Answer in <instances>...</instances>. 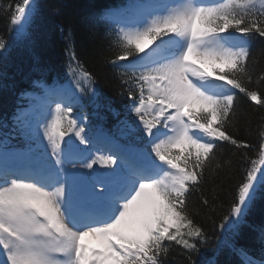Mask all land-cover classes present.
<instances>
[{
	"label": "snow or ice",
	"instance_id": "6c2138e0",
	"mask_svg": "<svg viewBox=\"0 0 264 264\" xmlns=\"http://www.w3.org/2000/svg\"><path fill=\"white\" fill-rule=\"evenodd\" d=\"M0 12L15 42L31 48L37 0L0 5ZM98 22L114 52L105 63L127 88L128 115L111 128L87 124L84 109L105 105L69 31L71 79L34 81L42 95L25 93L36 104L14 115L16 135L0 141V264H167L174 245L196 264L212 238L215 253L227 247L242 264H264L239 245L244 228H258L264 243V221L247 220L264 202V127L257 151L244 154L248 166L226 213L213 222L221 235L211 237L195 219L215 210L202 186L231 167L220 162L223 145L252 148L230 129L240 94L264 107V92L250 87L264 0H127ZM9 47L0 36V54ZM17 138L26 145H11Z\"/></svg>",
	"mask_w": 264,
	"mask_h": 264
},
{
	"label": "trees",
	"instance_id": "16d2710c",
	"mask_svg": "<svg viewBox=\"0 0 264 264\" xmlns=\"http://www.w3.org/2000/svg\"><path fill=\"white\" fill-rule=\"evenodd\" d=\"M15 2L16 0H0V5ZM37 2L41 6V12L33 25L34 44L31 48H25L15 42V34L10 31L8 19L0 12V36H3L10 45L5 53L0 54V141L16 135L13 131L15 128L13 118L17 110L26 104L22 94L41 91L34 86V81L43 79L51 84L55 79L65 83L71 79L67 71L68 56L65 51L69 44L66 39L69 31L73 33L77 55L85 67L97 77L96 86L105 105L98 112L91 107L84 109V114L88 117L87 124L96 126L103 123L105 127L111 128L118 119H125L128 115L126 105L130 103L126 96L127 88L121 86L118 69L105 63L104 58H112L114 52L108 49L110 38L104 35V24L98 22V17L106 9L124 4L127 0H37ZM93 33L95 39L89 40L88 37ZM251 47L253 84L250 87L264 92V83H256L257 77L264 73V39L253 37ZM237 104L236 126L230 131L236 138L251 144L252 148L237 149L225 143L221 149L220 162L231 161V167L218 170V175L209 174L207 182L202 186L203 195L208 198L209 204L215 210L203 209L195 219L211 237L221 235L219 229L214 228L213 222L218 224L226 213L240 172L248 166L244 154L253 155L257 151L259 131L264 127V107L242 94L239 95ZM108 105L119 113V117L108 110ZM101 117L106 119L101 120ZM11 145L23 147L26 141L20 138L12 139ZM190 199L193 205L199 207L201 193L194 191ZM247 220L249 224L257 226L264 221V202H257ZM239 245L246 248L251 257L257 260L264 258L262 256L264 243L260 239L258 228L256 231L250 228L242 229ZM216 247V240L210 239L209 244L194 257L196 264H206L207 261H214L215 264H242L239 253L227 247H221L219 253H215ZM167 264H186L182 249L174 245L167 258Z\"/></svg>",
	"mask_w": 264,
	"mask_h": 264
},
{
	"label": "rangeland",
	"instance_id": "374dc122",
	"mask_svg": "<svg viewBox=\"0 0 264 264\" xmlns=\"http://www.w3.org/2000/svg\"><path fill=\"white\" fill-rule=\"evenodd\" d=\"M0 255H2V254H0Z\"/></svg>",
	"mask_w": 264,
	"mask_h": 264
}]
</instances>
